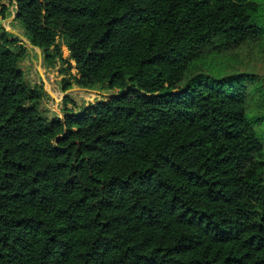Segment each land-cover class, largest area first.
<instances>
[{"label": "trees", "instance_id": "16d2710c", "mask_svg": "<svg viewBox=\"0 0 264 264\" xmlns=\"http://www.w3.org/2000/svg\"><path fill=\"white\" fill-rule=\"evenodd\" d=\"M14 1L64 92L118 93L51 117L1 29L0 264H264V0Z\"/></svg>", "mask_w": 264, "mask_h": 264}, {"label": "rangeland", "instance_id": "374dc122", "mask_svg": "<svg viewBox=\"0 0 264 264\" xmlns=\"http://www.w3.org/2000/svg\"><path fill=\"white\" fill-rule=\"evenodd\" d=\"M3 5L8 9V17L4 19L0 10V33L1 29H5L27 48L28 55L21 63V68L29 83L33 86L38 85L45 88L48 99L45 101L44 106L49 110L51 117L58 116L63 118L66 109L79 112L85 105L96 104L101 101L108 102L113 96L117 95L118 91H110L103 88L90 91L82 89L75 84L71 90L64 92L63 81L78 76L75 63L70 60L69 48L63 42L57 43L61 49L63 60L69 62V64H63L59 61L55 67H50L46 62L44 52L34 48L26 39L21 22L17 21L15 1L3 0ZM69 66H73V69L69 70ZM234 68L241 72H247L252 69L255 73L264 76L263 59L250 60L248 56L244 55L238 61V64L234 65ZM67 96L72 99L74 104L65 106L64 100Z\"/></svg>", "mask_w": 264, "mask_h": 264}]
</instances>
